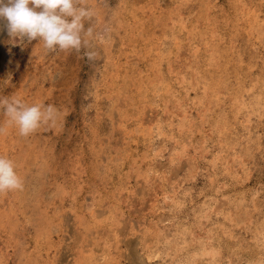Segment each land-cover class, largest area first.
I'll list each match as a JSON object with an SVG mask.
<instances>
[{
    "label": "rangeland",
    "instance_id": "rangeland-1",
    "mask_svg": "<svg viewBox=\"0 0 264 264\" xmlns=\"http://www.w3.org/2000/svg\"><path fill=\"white\" fill-rule=\"evenodd\" d=\"M76 6L79 51L0 20V99L56 109L21 136L0 107V264H263L264 0Z\"/></svg>",
    "mask_w": 264,
    "mask_h": 264
},
{
    "label": "clouds",
    "instance_id": "clouds-1",
    "mask_svg": "<svg viewBox=\"0 0 264 264\" xmlns=\"http://www.w3.org/2000/svg\"><path fill=\"white\" fill-rule=\"evenodd\" d=\"M77 0H0V20L6 22L10 36L39 39L48 50H77L82 46L83 20L91 13L76 6ZM91 28L86 35L91 36ZM88 59L95 52H86ZM0 107L14 124L19 135L28 136L42 123L54 122L56 109L52 105H25L19 99H0ZM2 131V129H0ZM22 181L14 170L13 162L0 156V193L18 190Z\"/></svg>",
    "mask_w": 264,
    "mask_h": 264
},
{
    "label": "bare ground",
    "instance_id": "bare-ground-1",
    "mask_svg": "<svg viewBox=\"0 0 264 264\" xmlns=\"http://www.w3.org/2000/svg\"><path fill=\"white\" fill-rule=\"evenodd\" d=\"M256 3V2H255ZM130 13V12H129ZM253 26V25H252ZM253 28V27H252ZM263 29V28H262ZM257 31V30H256ZM252 36V35H251ZM228 51V50H227ZM208 61V60H207ZM206 63V62H205ZM204 64V63H203ZM209 76V75H208ZM203 80H205L206 81V79H203ZM165 83H168V82H165ZM206 83V82H205ZM206 86V85H205ZM188 87V86H187ZM195 92V91H194ZM261 100V99H260ZM262 103V102H261ZM262 107V106H261ZM161 124V123H160ZM181 126V125H180ZM182 126H183V124H182ZM165 127V126H164ZM142 129V128H141ZM180 130V129H179ZM162 132V131H161ZM165 132V131H164ZM170 133H171V131H170ZM173 133V132H172ZM150 134V133H149ZM159 135V134H158ZM164 135H166V134H164ZM148 136V135H147ZM158 137V136H157ZM165 138V137H164ZM153 144V143H152ZM109 153V152H108ZM123 154V153H122ZM160 156V155H159ZM235 157V156H234ZM190 192V191H189ZM173 194V193H172ZM189 195V194H188ZM166 197H167V195H165ZM186 197V196H185ZM164 199V198H163ZM251 199V198H250ZM249 199V200H250ZM174 201V200H173ZM239 203H240V201H239ZM208 204V203H207ZM191 209V208H190ZM210 210V209H209ZM218 211V210H217ZM93 213V212H92ZM179 213V212H178ZM202 214V213H201ZM197 215V214H196ZM172 217V216H171ZM221 218V217H220ZM196 220V219H195ZM231 220V219H230ZM229 220V221H230ZM187 221V220H186ZM208 223V222H207ZM230 223V222H229ZM231 224H233V223H231ZM221 225V224H220ZM43 227V226H42ZM212 227V226H211ZM214 227V226H213ZM225 227V226H224ZM231 227V226H230ZM242 228V227H241ZM236 229V228H235ZM258 229V228H257ZM260 229V228H259ZM211 230V229H210ZM181 231V230H180ZM224 231V230H223ZM263 231V230H262ZM225 234V233H224ZM223 235V234H222ZM177 237H178V235H177ZM206 238V237H205ZM209 239V238H208ZM177 241V240H176ZM263 241V240H262ZM211 242V241H210ZM180 243V242H179ZM185 243V242H184ZM184 243H182L181 245H183ZM160 244V243H159ZM202 245V244H201ZM184 248V247H183ZM233 248V247H232ZM107 249V248H106ZM181 249V248H180ZM204 249V248H203ZM148 250V249H147ZM158 250V249H157ZM149 251V250H148ZM202 251V250H201ZM211 251H213V249L211 250ZM218 251V250H217ZM216 251V252H217ZM203 252V251H202ZM252 252V251H251ZM261 252V251H260ZM193 253V252H192ZM156 254V253H155ZM199 254H200V252H199ZM203 254V253H202ZM206 254H210L211 255V257L212 256H214L213 254H214V251L213 252H210V251H207V253ZM199 256V255H198ZM200 256H202V255H200ZM201 258V257H200ZM208 258V257H207ZM214 257H212V259H213ZM204 259V258H203ZM202 259V260H203ZM182 260V259H181ZM171 261V260H170ZM251 261V260H250ZM262 261V260H261ZM252 262V261H251ZM250 262V263H251ZM263 262V261H262ZM261 262V263H262ZM208 263V262H207ZM249 263V264H250ZM260 263V264H261ZM264 264V263H263Z\"/></svg>",
    "mask_w": 264,
    "mask_h": 264
}]
</instances>
